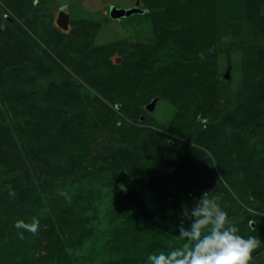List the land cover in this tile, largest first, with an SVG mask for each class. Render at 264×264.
I'll use <instances>...</instances> for the list:
<instances>
[{
	"label": "rangeland",
	"instance_id": "374dc122",
	"mask_svg": "<svg viewBox=\"0 0 264 264\" xmlns=\"http://www.w3.org/2000/svg\"><path fill=\"white\" fill-rule=\"evenodd\" d=\"M147 1L153 8L147 6ZM164 1L0 0V66L14 75L7 86L30 89L39 96L51 89L52 93L45 94L42 104L52 110L54 120L68 109L76 110V115L85 109L89 111L86 120L85 113L74 123L79 133L85 130L79 134L83 141L92 139L97 133L89 143L91 150L82 164L88 170L82 178L87 180L84 184L89 183L98 190L89 208L97 214L92 224L102 228L96 239H112L110 227L116 226L110 205L114 194L107 186L110 164L125 163L120 158L126 160L125 155H131L132 160L141 165L137 167L152 170L158 180V177H165L172 158H163L157 164L150 162L153 156L148 160L143 156L142 164L134 147L138 146L143 152L147 142L152 143L156 137L161 141L176 143L175 139L181 138L192 143L211 116L207 114L204 125L200 124L209 105L206 95L217 91L219 96L213 109L222 116L240 109V102L245 101L248 91L264 76V72L258 71L264 67V62H257L264 53V11L259 10L258 2L252 5L250 0ZM164 24H175L186 30L202 27V45H195L191 53L192 49L187 46L184 51L187 59L177 50L175 56L165 57L168 46L159 39L166 33ZM69 31L90 35L79 38L75 33H67ZM192 33L196 35L195 30ZM74 39L84 40L77 44ZM154 41L156 46H152ZM211 43L215 44V51L209 52ZM141 47L152 56L145 59ZM172 49L171 45L170 53ZM201 52L205 54L204 59L199 55ZM166 63L164 68L162 64ZM182 63H191V66L180 67ZM191 71L203 76L201 78L206 77L204 83L211 82V86L205 88L199 80L197 84L189 81ZM182 77L183 83L189 81V84L180 85L178 79ZM174 89H179L181 94ZM0 101L3 113L10 114L7 112L9 100L0 97ZM114 111L115 120L108 125L96 115L111 117ZM218 121L219 118L215 120ZM53 122L55 135L51 137L66 140L60 133L63 127L59 121ZM220 140L225 143L223 138ZM209 142L198 145L210 154ZM149 152L154 154V147ZM216 152L219 155L220 151ZM105 155L112 158L105 160ZM127 163L122 171L139 187L135 181L137 170L131 171ZM42 176L54 177L47 172ZM123 180L117 181V185L120 188L124 185L126 189ZM195 198L190 201L195 203ZM250 264H264V250L253 256Z\"/></svg>",
	"mask_w": 264,
	"mask_h": 264
},
{
	"label": "trees",
	"instance_id": "16d2710c",
	"mask_svg": "<svg viewBox=\"0 0 264 264\" xmlns=\"http://www.w3.org/2000/svg\"><path fill=\"white\" fill-rule=\"evenodd\" d=\"M250 1L252 5L258 2L259 10L264 11V0ZM150 5L151 2L147 1V6ZM57 29L61 31L59 26ZM182 30L186 29L166 28L167 35L159 36V39L165 47L172 45L181 54L187 46L192 49L191 53L195 45H202V27L199 30ZM194 30L196 35L192 33ZM70 31L67 33H75L79 38L90 35ZM182 32L179 37L174 36ZM74 40L79 44L84 39ZM210 49L215 51V44L211 43ZM141 51L145 59L152 56L144 49ZM261 54L263 56L257 62H264V53ZM154 59L157 60L156 57ZM167 64L162 65L165 68ZM190 66L191 63H182L180 67ZM258 71L263 73L264 67ZM10 72L0 66V78L3 80L0 97L9 100L7 112H10L3 113L0 101V264H149V255L160 251L167 253L184 243L176 226L183 219L184 227L188 228L191 219L183 217L182 204L195 208L203 192H209L210 198H216L228 213L230 222L239 227L241 236L261 239V246L253 256L264 250V76L248 91L245 101L240 102V109L230 110L222 116L213 109L219 96L217 91L205 94L209 105L204 108L200 124L204 125L207 114L211 116L192 143L181 138L175 139L174 143L156 137L152 143L147 142L144 154L138 146L134 147L142 164L143 156L145 160L153 156L150 162L157 164L163 158H172L165 177H158V180L152 170L137 167L141 165L133 161L131 155H125L126 160L120 158L125 163L110 164L107 186L114 194L110 205L116 226L110 227L113 238L108 240L95 238L102 228L99 224H92L97 214L90 212L89 208L98 190L89 183L85 185L87 180L82 179L88 172L82 164L91 150L89 143L94 141L97 133L92 139L83 141L79 134L85 130L81 129L79 133L74 122L85 113L86 120L88 109L79 115L75 114L76 110L68 109L54 120L52 110L42 104L45 94L52 93V90L39 96L26 88L10 89L7 84L10 78H14ZM194 73L190 72L189 81L197 84L199 80L198 83L205 88L211 86V82L204 83L206 77L201 78L203 76ZM178 81L181 85L183 77ZM189 81L183 84L187 85ZM174 90L181 94L179 89ZM29 98L34 100L29 101ZM115 113L111 117L96 115L104 125H108L115 120ZM218 118L219 121L215 122ZM51 120L59 121L63 127L60 133L66 136V140L51 137L55 133L52 132L55 122ZM181 135L185 138V134ZM220 138L224 139V144ZM206 141H210L207 148L210 154L198 145ZM153 147L154 154L151 155L149 150L153 151ZM108 158L110 160L111 155L104 156L105 160ZM126 162L131 171L133 168L137 170L135 181L139 187L130 182L128 174L122 171ZM44 172L54 177H44ZM122 180L126 189L117 185V181ZM215 180L219 183L216 184ZM7 185H11L15 197L9 195ZM62 192L67 196L61 195ZM193 198L195 203L190 201ZM33 217L40 220L38 234L25 231L24 239H20L15 222L23 219L31 223Z\"/></svg>",
	"mask_w": 264,
	"mask_h": 264
},
{
	"label": "clouds",
	"instance_id": "9594fccd",
	"mask_svg": "<svg viewBox=\"0 0 264 264\" xmlns=\"http://www.w3.org/2000/svg\"><path fill=\"white\" fill-rule=\"evenodd\" d=\"M199 55L201 59L205 58L203 52ZM6 187L9 195L15 197L11 185ZM124 187L121 185L122 189ZM61 195L67 196V193L62 192ZM182 208L183 217L191 219L188 228L184 227L183 219L176 226L178 236L184 243L167 253L160 251L149 255V264H250L253 252L261 246V239L241 236L239 227L230 222L228 213L215 197L210 198L209 192L201 194L195 208L190 209L187 204H182ZM14 227L18 230V237L24 239L25 231L38 234L40 220L36 217L32 218L31 223L17 220Z\"/></svg>",
	"mask_w": 264,
	"mask_h": 264
},
{
	"label": "crops",
	"instance_id": "0c3cea01",
	"mask_svg": "<svg viewBox=\"0 0 264 264\" xmlns=\"http://www.w3.org/2000/svg\"><path fill=\"white\" fill-rule=\"evenodd\" d=\"M180 1H184V0H180ZM143 2H145V1H143ZM148 7H150V8H153L152 6H148ZM156 9V8H155ZM215 10H216V7H215ZM128 21H129V25H130V23H132L131 22V18L129 17L128 18ZM146 22H148L147 20H146ZM145 22V23H146ZM145 23H144V25H145ZM165 25V28H170L171 27V29H176L177 27L179 28V26H176L175 24L174 25H170V24H164ZM154 28H155V26H154ZM182 31H186V30H182ZM188 31V30H187ZM159 32H157V34H158ZM157 34H156V36H157ZM179 34H183V32L182 33H176V34H174V36L175 37H179ZM185 34V33H184ZM164 35H167V34H164ZM163 35V36H164ZM124 37V39H126V37L125 36H123ZM156 38V37H155ZM136 40V39H135ZM156 40V39H155ZM175 41V40H174ZM174 41L172 42V44L174 43ZM136 44H137V42H135ZM154 43L155 44H153L152 46H156V43L157 42H155L154 41ZM173 45H175L176 47H177V43L176 44H173ZM141 50H142V47H141ZM145 50V49H144ZM173 51L170 53V47L168 48V49H166L164 52V54H165V57H172V56H175L174 54L176 53V50H177V48H173L172 49ZM178 53H179V51H178ZM189 53V52H188ZM186 54V55H190V54ZM181 56H182V58L183 59H186V57H184V53L183 54H181V53H179Z\"/></svg>",
	"mask_w": 264,
	"mask_h": 264
}]
</instances>
